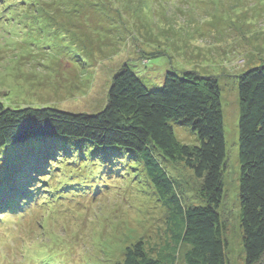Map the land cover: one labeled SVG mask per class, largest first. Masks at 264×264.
Returning <instances> with one entry per match:
<instances>
[{"label":"rangeland","instance_id":"374dc122","mask_svg":"<svg viewBox=\"0 0 264 264\" xmlns=\"http://www.w3.org/2000/svg\"><path fill=\"white\" fill-rule=\"evenodd\" d=\"M32 4L18 14L0 4V99L7 108L100 113L113 76L131 62L159 79L168 70L217 78L227 143L220 214L229 264H245L238 85L244 72L264 64V0H35ZM151 77L144 82L155 88ZM174 132L181 146L199 143L190 128L176 126ZM59 144L58 152L73 148L66 140ZM4 159L0 153V163ZM84 164L81 161L80 167ZM59 167L46 173L52 179L44 175L39 184L49 194L43 209L32 203L24 217L0 218V264H42L43 255H54L53 249L62 260L59 264H117L123 262L126 248L139 241L155 254L171 242L166 209L137 161L124 164V171L112 179L97 181L98 188L92 184L84 194L68 189L63 197H54L60 182L72 180L64 175L65 164ZM174 168L182 187H187L185 196L199 204L201 181L183 164ZM75 181L71 186H82L81 178ZM11 186L6 193L17 185ZM185 251L183 246L179 249L178 264Z\"/></svg>","mask_w":264,"mask_h":264},{"label":"trees","instance_id":"16d2710c","mask_svg":"<svg viewBox=\"0 0 264 264\" xmlns=\"http://www.w3.org/2000/svg\"><path fill=\"white\" fill-rule=\"evenodd\" d=\"M8 1L0 4L14 14L24 13L35 2ZM148 75L157 87L144 82ZM163 76L146 74L135 62L125 64L113 76L105 108L97 114L34 106L12 109L0 99V153L5 155L0 163V218L24 217L32 203L43 209L49 194L39 184L61 163L66 166L64 175L72 180L60 182L64 188L59 183L54 197H63L68 189L84 194L93 185L98 188L102 178L112 179L124 171V164L137 161L166 209L171 242L155 254L139 241L126 248L123 262L117 264H178L182 246L186 248L182 264H229L220 214L227 162L221 87L216 77L194 71L168 70ZM238 91L243 252L245 264H264V64L240 76ZM176 126L190 128L198 145H179ZM65 140L73 148L58 152ZM19 153L24 160L18 159ZM177 164L191 169L201 181L199 204L185 196L187 187L176 177ZM77 178L82 186H71ZM11 184L17 186L6 193ZM52 253L44 254L41 263L62 262L56 249Z\"/></svg>","mask_w":264,"mask_h":264},{"label":"bare ground","instance_id":"6f19581e","mask_svg":"<svg viewBox=\"0 0 264 264\" xmlns=\"http://www.w3.org/2000/svg\"><path fill=\"white\" fill-rule=\"evenodd\" d=\"M252 11H254V10H252ZM210 14H211V13H210ZM236 17H237V16H236ZM220 19H221V18H220ZM218 20H219V19H218ZM232 30H233V29H232ZM232 30H231V31H232ZM221 32H222V31H221ZM221 32H220V33H221ZM220 33H219V34H220ZM206 37H207V36H206ZM242 48H243V46H242Z\"/></svg>","mask_w":264,"mask_h":264}]
</instances>
